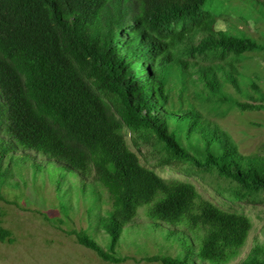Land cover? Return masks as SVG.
I'll use <instances>...</instances> for the list:
<instances>
[{
  "label": "trees",
  "instance_id": "trees-1",
  "mask_svg": "<svg viewBox=\"0 0 264 264\" xmlns=\"http://www.w3.org/2000/svg\"><path fill=\"white\" fill-rule=\"evenodd\" d=\"M209 0H0V186L3 162L15 148L35 151L94 177L112 208L99 218L109 237L103 249L85 230H73L78 244L105 262L117 256L123 230L148 206L155 222L203 231L196 257L209 264H231L252 231L244 213L205 199L186 180L164 178L131 150L125 130L161 153L159 167L185 175L212 173L227 181L231 198L264 196V155L242 156L225 147L226 133L211 129L194 107L176 109L171 79L185 84L199 57L209 93L225 102L218 63L264 44L245 35L230 37L217 28ZM205 35L197 45H190ZM218 66V67H217ZM223 79H237L224 72ZM182 93L185 91L183 85ZM171 122L174 128H171ZM194 137L202 149L189 151L181 140ZM95 190V187L92 186ZM254 198V199H253ZM0 200H5L1 194ZM0 242L9 237L1 221ZM190 244V243H189ZM194 244L185 258L152 256L160 264H195ZM239 264H264V244L255 245Z\"/></svg>",
  "mask_w": 264,
  "mask_h": 264
},
{
  "label": "rangeland",
  "instance_id": "rangeland-1",
  "mask_svg": "<svg viewBox=\"0 0 264 264\" xmlns=\"http://www.w3.org/2000/svg\"><path fill=\"white\" fill-rule=\"evenodd\" d=\"M203 11L216 16L217 28L230 35L229 44L232 37L242 35L264 44V0H209ZM204 37L198 35L189 44L197 45ZM198 61L200 65L190 68L185 84L176 77L171 79L174 107L184 110L194 107L212 130L217 127L226 133L224 144L228 150L242 156L264 155V51L231 56L217 64L225 68L222 72L218 70L226 97L223 103L209 93L202 77V69L211 63L204 57ZM224 72L234 75L237 82L225 81ZM125 133L131 150L144 165L164 178L193 183L205 199L251 219L247 245L231 264H239L255 245L264 244L263 195L236 201L228 191L230 184L212 173L188 176L171 167L161 168L158 161L162 155L153 144H145L128 129ZM195 137L181 136L189 151L204 146ZM0 138L9 140L4 132ZM2 171L5 178L0 189L5 200H0L1 221L10 234L6 241L0 242V264H112L78 244L70 233L85 230L103 249L108 247L109 237L100 228L99 218L111 210L112 202L94 177H81L47 156L18 147L5 157ZM148 208L141 207L136 219L122 232L116 252L129 260L121 264H160L146 260L157 255L185 258L190 244H194L195 250L190 262L209 264L196 257L203 231L155 222L148 216Z\"/></svg>",
  "mask_w": 264,
  "mask_h": 264
}]
</instances>
